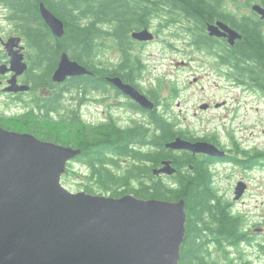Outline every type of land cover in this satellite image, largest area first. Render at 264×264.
<instances>
[{
  "label": "water",
  "instance_id": "95a60500",
  "mask_svg": "<svg viewBox=\"0 0 264 264\" xmlns=\"http://www.w3.org/2000/svg\"><path fill=\"white\" fill-rule=\"evenodd\" d=\"M38 7L52 34L61 37L63 21L42 2ZM218 25L227 28L220 22ZM209 29L212 34H223L217 25ZM130 36L139 41L153 39L147 27L133 30ZM21 37L0 39L8 55V63L0 64V74L13 72L5 92L29 89V85L16 81L28 67ZM90 73L63 50L51 77L62 83ZM107 80L149 106L143 94L120 78ZM164 147L210 156L225 153L212 142L180 136L166 141ZM79 152L72 146L0 125V264H178L185 234L184 200L70 191L61 179L68 162ZM153 172L170 175L176 168L171 160H163ZM245 189L246 183L237 181L233 199H240Z\"/></svg>",
  "mask_w": 264,
  "mask_h": 264
},
{
  "label": "trees",
  "instance_id": "16d2710c",
  "mask_svg": "<svg viewBox=\"0 0 264 264\" xmlns=\"http://www.w3.org/2000/svg\"><path fill=\"white\" fill-rule=\"evenodd\" d=\"M164 1L173 3V0ZM179 1L202 3V0ZM40 2L63 21L64 32L61 37L54 36L40 16L38 7ZM149 2V0H0V5L8 10L7 18L14 23L15 32L22 36L28 48L33 50L35 58L32 67L37 69V66L41 68L45 64L47 66L40 74L33 75L34 72L30 71L28 73L30 77L27 79L34 86L38 83L48 85L52 96L58 97L61 95V88L59 83H54L50 79V74L56 67L60 52L66 51L71 59L97 74H107L106 67H97L102 62L96 59L98 47L104 44V41L113 39L122 51L131 48L133 39L130 33L148 26L149 14L155 9L150 7L152 5L146 4ZM197 6L195 10L201 9L200 4ZM177 8L187 17L192 16L197 22L202 23L200 10L190 13L187 3H181ZM247 50L249 52L241 56L243 62L240 68L264 89L262 40H254L253 48ZM60 84L66 85L69 89L79 87L105 89L107 86L103 77L102 80H98L85 75L70 77ZM29 114L26 113L19 118L0 119V125L16 131H23L24 126L27 131L41 139L51 141L56 139L80 147L92 165L87 168L89 171L87 181L82 183L85 192L108 193L113 197L132 193L144 199L184 200L185 234L180 245L178 264H218V261L208 253L211 245L220 249L225 245H238L248 239L242 218L232 212L231 203L224 199L213 185L209 157L192 155L185 150L173 151V163L177 171L169 181L148 179L149 166L143 161L130 163L121 173H116L111 167L104 165L109 143L112 141L114 150L120 154H130L138 161L149 158L147 151H135L131 144L134 141H148L147 128L143 129L138 125L134 135L128 128L120 129L106 124L82 127L74 125L73 128L67 129L55 117L38 119L35 115L28 117ZM158 122L161 131L160 158L172 157L169 155L171 150L164 148V143L176 136L188 140L211 139L188 135L183 130L174 128V123L163 117ZM241 152H244L247 160L251 162L264 157V152L258 151L252 155L244 150ZM157 161L158 159L154 161L155 164Z\"/></svg>",
  "mask_w": 264,
  "mask_h": 264
},
{
  "label": "flooded vegetation",
  "instance_id": "af4514ba",
  "mask_svg": "<svg viewBox=\"0 0 264 264\" xmlns=\"http://www.w3.org/2000/svg\"><path fill=\"white\" fill-rule=\"evenodd\" d=\"M149 1L150 2L146 4L152 5L150 7L155 9L151 10V13L149 14L150 18L148 26L144 27H147L152 32L153 39L150 41H139L133 39L132 47L127 48L126 51H122L118 46H116L115 40L112 39L110 50L115 53L116 58L109 59L107 65H102V63L97 65L98 68L106 67L107 74H97L93 72L92 69H88L91 72L90 74H84L85 76L94 77L98 80H102L103 77L107 84L105 89L95 87H90L89 89H84L82 87L69 89L66 88V85L59 83V88H61L62 91L61 95L53 97L48 85L38 83L34 86V84L27 79V77H30L28 76V73L31 71L34 72L33 75L37 73L40 74L42 72V68L46 70L47 66L45 64L42 68L39 66H37V69L33 68L32 63L35 58L33 55L34 52L31 48H28L26 43L22 44L21 40V44L24 46L22 50L23 60L26 62L28 67L21 74L17 75L16 81L18 84L29 85V89L27 91L5 92L3 89L7 85V80L13 75V72H8L2 76L0 75V77L3 78V80H0V90L13 99V101L17 104L15 105L17 108H20L19 104L24 103L25 109L21 112L1 115L0 119L2 120L3 118L9 117L19 118L20 116L26 115V113H31L28 117L32 115H35L38 119L43 117L49 119L50 116L55 117L59 120L60 124L64 125L67 129L73 128L74 125L82 127L85 125L95 126L99 124H106L110 127L115 126L120 129L128 128L130 129V133L132 135L137 132V126L141 125L143 129L147 128L148 141H134L131 144L135 151H147L149 153V158L138 161L130 154H120L114 150V144L111 141L109 143L110 146L105 153L106 160L104 161V165L111 167L116 173H121L130 163H139L143 161L144 164L149 166L148 179L159 181L173 179V175H175L176 172L170 175L166 173H160L157 175L153 172L154 168L158 169L162 166L163 160H171V165L176 168L173 163V151L176 150L169 149L171 150L169 153V155L172 156L171 158H160L162 149L159 145V134L161 131L158 120L161 117L166 119L172 118L173 109L165 107L167 103L162 102L157 90L155 88H151L149 84L142 79V72L145 68V64L141 58L142 47L148 43L159 40V35L155 30L157 24L160 27L169 26L167 28H170L173 25V28H179V25L182 27L183 25L178 22H183L187 25V29L189 31L187 34L189 47L176 50L188 55L187 57L190 62H206L207 69L219 72V75L222 78H229L228 81L231 85L241 87L247 91L250 90L257 92L260 97H264V89L259 86L256 80H252L245 70L240 68L243 62L241 56L249 52L247 49L253 48L254 40L261 39L262 44H264V0H202V3H199L201 6V9L199 10L202 13V23L197 22L194 18H192V16L187 17L183 11L177 8V5L187 3L190 13L193 14L194 12L199 11L194 9L198 7L197 5L199 4L179 0H173V3L171 1L164 0ZM218 22L227 26L228 29L218 25ZM210 25H217L219 27V32L223 34H212L209 29ZM11 35L19 34L14 33ZM0 39L3 38L0 37ZM170 46H172L171 50L173 51V43L172 45L170 44ZM193 55L199 57L194 58L192 57ZM5 58L6 59L2 63L7 64L8 58L7 56ZM176 63L183 65L185 64V61H176ZM196 64V68H203L201 63ZM51 76L52 73L50 74V79L52 80ZM107 77H118L123 83L134 87L139 93L146 97L149 102V106L140 104L130 95L124 93L120 88L108 81ZM196 78L197 77H195V80ZM25 97L28 98L26 99ZM97 102L100 105L104 104L105 109L97 111L95 105ZM203 104L206 105L205 109L210 108V103ZM224 104L225 101L221 104L215 103L214 106L217 107ZM91 105L95 106V111H92L89 108ZM96 114H101L103 118L97 119ZM94 116L96 117L95 120L91 118ZM23 129V132H30L27 131V128L24 126ZM42 133H45V131H42ZM211 139L208 141L216 144L220 149H222V146L218 142L214 141L213 138ZM61 140L65 139L61 138ZM195 140L203 139H194L192 141ZM52 141L80 149V152L68 162V167L78 165L83 168H88L89 166H92L85 158L80 147L71 143L65 144L64 141L56 139ZM188 152L192 155L197 154L200 157H209V162H211L210 168L215 164L234 161V157L225 151L222 156H210L204 153ZM131 158L134 160L128 162ZM157 159V164H155L154 161ZM117 165H119V167H115ZM232 204L233 203H231V205ZM225 246L231 249L236 245L230 244Z\"/></svg>",
  "mask_w": 264,
  "mask_h": 264
},
{
  "label": "rangeland",
  "instance_id": "374dc122",
  "mask_svg": "<svg viewBox=\"0 0 264 264\" xmlns=\"http://www.w3.org/2000/svg\"><path fill=\"white\" fill-rule=\"evenodd\" d=\"M7 17L8 10L0 5V37L3 39L16 33L14 23ZM178 23L183 27L173 28L172 25L167 28L169 26L157 24L155 30L159 40L142 47L141 58L145 64L142 79L157 90L162 102L167 103L165 107L173 109V117L168 120L174 123V128L191 136L213 138L223 151L234 157V161L211 166L213 185L224 199L233 203L231 210L242 218L248 239L231 249L227 246L218 249L211 245L208 253L218 264H264V157L251 162L241 152H264V97L231 85L229 78H222L219 72L207 69L206 62H190L188 55L176 50L189 47L187 25ZM104 42L98 47L96 59L107 65L109 59L116 56L110 50L111 41ZM25 43L22 38V44ZM6 56L8 58L0 42V63ZM181 60L185 64L176 63ZM196 63H201L203 68H196ZM223 101L224 105L214 106ZM203 103H210V108L203 109ZM15 105L13 99L0 90V116L25 109L24 103L19 104L21 109ZM95 105L97 111L105 109L104 104L97 102ZM89 108L95 111L94 105ZM96 116L97 119L103 118L101 114ZM91 118L96 119L95 116ZM235 159L239 160L235 162ZM133 160L131 158L128 162ZM88 172L87 168L74 165L67 168L61 181L70 191L84 190L82 183L87 181ZM239 180L246 183V189L240 199L234 200V188ZM94 194L108 195L102 192Z\"/></svg>",
  "mask_w": 264,
  "mask_h": 264
}]
</instances>
